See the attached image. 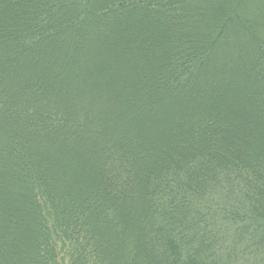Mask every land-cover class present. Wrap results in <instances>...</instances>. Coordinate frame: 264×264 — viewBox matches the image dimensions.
<instances>
[{
  "label": "trees",
  "instance_id": "trees-1",
  "mask_svg": "<svg viewBox=\"0 0 264 264\" xmlns=\"http://www.w3.org/2000/svg\"><path fill=\"white\" fill-rule=\"evenodd\" d=\"M264 264V0H0V264Z\"/></svg>",
  "mask_w": 264,
  "mask_h": 264
},
{
  "label": "rangeland",
  "instance_id": "rangeland-1",
  "mask_svg": "<svg viewBox=\"0 0 264 264\" xmlns=\"http://www.w3.org/2000/svg\"><path fill=\"white\" fill-rule=\"evenodd\" d=\"M58 263L57 264H68V260H67V257L65 255L64 252H61L59 255H58Z\"/></svg>",
  "mask_w": 264,
  "mask_h": 264
}]
</instances>
